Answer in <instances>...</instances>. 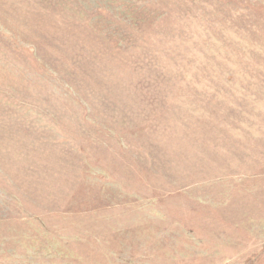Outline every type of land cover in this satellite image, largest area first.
<instances>
[{
    "label": "rangeland",
    "instance_id": "374dc122",
    "mask_svg": "<svg viewBox=\"0 0 264 264\" xmlns=\"http://www.w3.org/2000/svg\"><path fill=\"white\" fill-rule=\"evenodd\" d=\"M0 264H264V0H0Z\"/></svg>",
    "mask_w": 264,
    "mask_h": 264
}]
</instances>
